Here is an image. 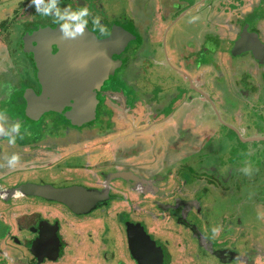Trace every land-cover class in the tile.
<instances>
[{"label":"flooded vegetation","instance_id":"1","mask_svg":"<svg viewBox=\"0 0 264 264\" xmlns=\"http://www.w3.org/2000/svg\"><path fill=\"white\" fill-rule=\"evenodd\" d=\"M100 1L0 0V264H264V0Z\"/></svg>","mask_w":264,"mask_h":264},{"label":"water","instance_id":"2","mask_svg":"<svg viewBox=\"0 0 264 264\" xmlns=\"http://www.w3.org/2000/svg\"><path fill=\"white\" fill-rule=\"evenodd\" d=\"M34 39L39 50L33 52L41 58V65L46 68L48 77L59 80H65L67 77L73 79V73L77 70L72 64L85 65L89 62V57L96 64V74L105 72L100 56H104L106 49L114 45L113 40H99L81 21L66 28L43 29L35 34ZM51 45L57 46L60 53L52 55L49 52ZM49 65H57V69L48 70ZM66 66H69V69ZM42 67L39 68L42 70ZM51 71L54 73L51 74ZM43 103L47 105L51 103L48 95L43 98Z\"/></svg>","mask_w":264,"mask_h":264},{"label":"rangeland","instance_id":"3","mask_svg":"<svg viewBox=\"0 0 264 264\" xmlns=\"http://www.w3.org/2000/svg\"><path fill=\"white\" fill-rule=\"evenodd\" d=\"M100 2H102V4H103L104 0H103V1H100ZM154 6H155V5H154ZM261 185L264 186V184H261ZM247 191H251V188H250L249 190H247ZM223 195H225L224 192H221L220 194L217 195V196H222V197H221V202L218 201V204H217L218 206H216V207L218 208V210H225V208H226V207H222L223 205L226 204V202L223 203V200H224ZM226 195H228V194H226ZM213 196L215 197V192L213 193ZM230 200H232V201L234 202L235 199L231 196V197H230ZM235 201H236V200H235ZM236 203H237V201L232 205V207H233L234 209H236V208H238V207L240 206L239 203H238V204H236ZM244 216H245V217H243V218H245V220H246V218H247L248 215L245 214ZM248 223L252 224V225L254 226L255 229L258 228V227L260 226V223H259V221H258V219H257V216H256V215H253V214H252V217L249 219ZM250 227H251V226H250Z\"/></svg>","mask_w":264,"mask_h":264}]
</instances>
